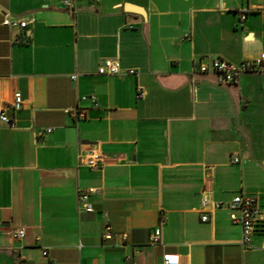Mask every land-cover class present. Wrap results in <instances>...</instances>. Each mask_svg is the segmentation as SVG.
I'll list each match as a JSON object with an SVG mask.
<instances>
[{"label":"crops","instance_id":"obj_1","mask_svg":"<svg viewBox=\"0 0 264 264\" xmlns=\"http://www.w3.org/2000/svg\"><path fill=\"white\" fill-rule=\"evenodd\" d=\"M6 14L34 20L12 28ZM262 52L264 0H76L74 9L0 0V103L17 91L24 99L7 111L13 125L0 120V264H156L167 252L183 264H264V181L248 178L264 158L253 148L251 159L232 161L243 158L233 128L264 106V73L227 84L199 70ZM107 57L119 74L99 73ZM94 147L99 167L85 163ZM90 187L94 211H85L79 193ZM239 192L261 208L248 247L226 206L202 220V196L228 202ZM108 224L112 239L101 236ZM19 226L26 234L14 239Z\"/></svg>","mask_w":264,"mask_h":264},{"label":"built area","instance_id":"obj_2","mask_svg":"<svg viewBox=\"0 0 264 264\" xmlns=\"http://www.w3.org/2000/svg\"><path fill=\"white\" fill-rule=\"evenodd\" d=\"M100 1V0H96ZM76 0H65V5L67 8H73ZM248 10H243L240 12L239 16V25H243V22L247 16ZM31 20L25 19H15L10 17L8 14L4 16L3 23L9 25L12 28H26ZM201 72L214 71L219 80L227 84H236L238 83L242 76L246 73H264V52L255 58H249L243 60L241 63H235L225 58L217 57L211 61L203 62L199 68ZM99 73L101 74H119L121 72V65L117 59L112 57L104 58L99 65ZM129 73L136 74V70L129 69ZM75 77V76H72ZM144 95V90L140 86L138 88V96L142 97ZM82 99H90L94 105H98V98L96 94H88L82 96ZM24 99L19 91L15 92L13 100L7 105H2L0 103V120L6 124L13 125L14 118L8 115V109L13 111H18L23 107ZM70 112L75 117L85 116L86 113L80 108H74ZM50 130V129H49ZM233 162H241L242 158L238 153L232 155ZM85 163L90 167H99L104 163L103 153L97 148L94 147L90 150V155L85 158ZM95 192V188L90 187L85 190H81L79 193L81 209L85 211H94V206L90 200L91 194ZM202 220L207 221L210 219V214L208 211L226 206L230 211L231 220L239 224L242 229V243L244 246L248 247L251 245L253 235L258 229V222L261 218V208L259 204V199L255 195L245 194L239 192L235 194L231 200L228 202L212 200L208 195L202 196ZM26 234V227L19 226L11 233L12 238L22 239ZM115 235V232L112 229V226L108 224L101 236L104 239H112ZM162 235V228L157 226L154 228L153 233L150 238V244H156L160 241ZM126 236V234H125ZM1 245V242H0ZM146 251L144 246L133 245L134 254H144ZM43 253L48 254V250L44 249ZM156 264H183L182 256L178 252H167L163 254L162 261Z\"/></svg>","mask_w":264,"mask_h":264},{"label":"rangeland","instance_id":"obj_3","mask_svg":"<svg viewBox=\"0 0 264 264\" xmlns=\"http://www.w3.org/2000/svg\"><path fill=\"white\" fill-rule=\"evenodd\" d=\"M233 133L232 137L237 139L243 147V158L242 155L239 154L242 161L251 159L253 148L256 150L258 158H264V106L262 105L260 110H256L254 115H252L250 125H248V122L245 119H241L233 128ZM231 145V143L223 145L219 154L222 160L227 158V147H230ZM241 167L242 163H239L235 164L233 169L235 171H239ZM248 178L254 185H256L258 179L264 181V167L250 164L248 169Z\"/></svg>","mask_w":264,"mask_h":264}]
</instances>
